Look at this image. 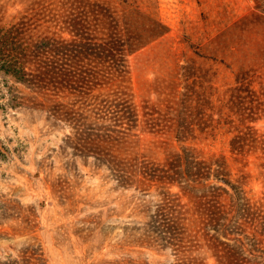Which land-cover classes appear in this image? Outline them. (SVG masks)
I'll return each mask as SVG.
<instances>
[{
  "label": "rangeland",
  "instance_id": "obj_1",
  "mask_svg": "<svg viewBox=\"0 0 264 264\" xmlns=\"http://www.w3.org/2000/svg\"><path fill=\"white\" fill-rule=\"evenodd\" d=\"M37 63L83 81L81 126L39 107L73 91L16 79ZM88 132L128 173L163 174L183 150L216 162L226 251L264 264V0H0V264H216L194 185L123 187L90 140L75 147Z\"/></svg>",
  "mask_w": 264,
  "mask_h": 264
},
{
  "label": "trees",
  "instance_id": "obj_2",
  "mask_svg": "<svg viewBox=\"0 0 264 264\" xmlns=\"http://www.w3.org/2000/svg\"><path fill=\"white\" fill-rule=\"evenodd\" d=\"M27 68L29 72H24L23 69ZM7 73L8 70H7ZM16 79L19 82L25 83L29 88H33L35 91L39 92V94H46L47 92H51L52 90H63L70 89L75 93L73 95V105L64 106L57 105L59 107H55L53 104L51 107L44 106L43 104H39L42 110L46 109L50 116L56 121L64 122L68 124L70 127L72 125L79 126L84 121L88 119V117L80 116L79 110H76V107L80 106L81 95L77 86H81L83 81L80 78L69 79L67 78L64 72V66L61 64H27L26 66H22V71H18L15 75ZM93 82V81H92ZM44 98L48 100V97L44 95ZM71 108V110L69 109ZM73 111V112H72ZM145 117L144 115H142ZM132 124H129L128 121ZM126 121L122 122L125 125H128V129L133 130L137 129V116L136 111L133 106V110L130 116L123 118ZM130 125V126H129ZM81 126V125H80ZM141 132H144L143 128H140ZM186 135H190L191 129L189 127L183 128ZM87 130H85L86 132ZM90 131V130H89ZM82 131V133H85ZM90 134H78L77 141L78 145L76 146H85L84 144L90 140L91 148H87L90 152L95 156L96 161L100 165H106L112 172L115 177V180L118 184H121L126 187H130L133 183H136L137 175L141 177L142 180H148L150 182L159 183V184H167L180 187V190H184L181 187L180 180L185 179L186 181H190L196 189L199 196L197 200V208L199 214L201 215L203 221L207 223V227H210L209 230L214 232V242L211 247L212 256L216 262V264H236L234 261L237 260V252L229 254L226 251L227 243L224 241L226 239V226H225V206L221 204L222 193H220L223 189L220 187H215L214 185H207V181L213 177L218 182H225L223 178H220L219 169L212 170V167L216 165V162L210 161H198L191 157L187 150H183V153L177 155L174 159L176 167L169 168L163 174L158 175L161 171H157L156 173L148 174L147 172L135 174L128 173L126 169L128 168L124 161H121L117 158H110V160L103 155V151H100V142L106 141L108 136L105 135H94L92 132H88ZM87 145V144H86ZM85 149V148H84ZM77 150V149H75ZM75 156L80 154H74ZM103 155V156H101ZM82 157H87V153L82 155ZM99 157V158H98ZM104 157V158H103ZM170 165V164H169ZM218 166V165H217ZM185 175V176H184ZM187 175V176H186ZM168 210V208L161 209V212ZM158 216V214H157ZM152 221L155 224V228L157 229V233L162 237H166L165 240L172 239L174 235L177 234V228L175 220H171L168 223H162L160 220L154 221L156 219V215L152 217ZM223 238V239H222ZM232 257H230V256Z\"/></svg>",
  "mask_w": 264,
  "mask_h": 264
}]
</instances>
